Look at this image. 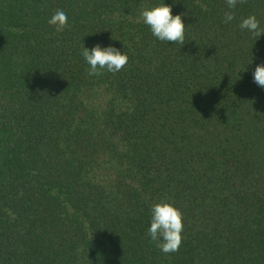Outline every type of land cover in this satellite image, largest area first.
<instances>
[{
	"label": "trees",
	"instance_id": "obj_1",
	"mask_svg": "<svg viewBox=\"0 0 264 264\" xmlns=\"http://www.w3.org/2000/svg\"><path fill=\"white\" fill-rule=\"evenodd\" d=\"M164 0H0V264H264V0H165L182 46L141 12ZM58 10L68 27L48 23ZM125 51L90 77L83 48ZM184 214L179 251L150 208Z\"/></svg>",
	"mask_w": 264,
	"mask_h": 264
},
{
	"label": "clouds",
	"instance_id": "obj_2",
	"mask_svg": "<svg viewBox=\"0 0 264 264\" xmlns=\"http://www.w3.org/2000/svg\"><path fill=\"white\" fill-rule=\"evenodd\" d=\"M242 0H226L230 9L225 14L224 23H230L236 19L235 9ZM143 23L147 25L152 35L162 42L182 46L186 41V28L184 14H173L172 5L165 2L153 7L145 8L141 12ZM57 32H62L68 27V16L62 11H56L48 20ZM239 27L257 38L264 36V27L256 15H250L241 20ZM81 55L89 65L88 75L101 76L104 71L118 73L126 66L129 56L125 51L108 45L97 43L94 47H84ZM254 82L264 87V63L256 66L253 73ZM151 220L147 233L152 242L165 254L179 251L183 241L184 214L174 203L162 200L154 203L150 208Z\"/></svg>",
	"mask_w": 264,
	"mask_h": 264
}]
</instances>
